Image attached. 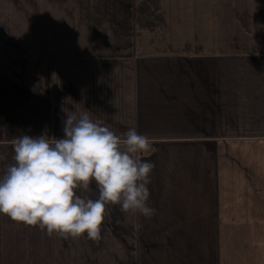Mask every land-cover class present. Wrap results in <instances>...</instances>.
Wrapping results in <instances>:
<instances>
[{
  "label": "crops",
  "instance_id": "crops-1",
  "mask_svg": "<svg viewBox=\"0 0 264 264\" xmlns=\"http://www.w3.org/2000/svg\"><path fill=\"white\" fill-rule=\"evenodd\" d=\"M16 14L30 19L17 37L4 22ZM61 55L110 75L92 77L91 88L127 90L117 119H131L156 149L142 154L155 164L147 203L156 211L145 218L107 205L98 241L0 215V264H264V0H0V119L33 107L37 126L40 108L45 122L63 118L51 112ZM34 73L47 74L38 103ZM247 124L255 128L225 132ZM10 132L0 129L9 160L23 135Z\"/></svg>",
  "mask_w": 264,
  "mask_h": 264
},
{
  "label": "clouds",
  "instance_id": "clouds-1",
  "mask_svg": "<svg viewBox=\"0 0 264 264\" xmlns=\"http://www.w3.org/2000/svg\"><path fill=\"white\" fill-rule=\"evenodd\" d=\"M63 111L62 139L21 135L11 141L10 160L0 152V215L48 236L86 234L91 241L100 239L109 204L151 218L156 210L148 206L147 186L155 164L142 159L156 151L150 138L135 128L118 135L87 110Z\"/></svg>",
  "mask_w": 264,
  "mask_h": 264
},
{
  "label": "rangeland",
  "instance_id": "rangeland-1",
  "mask_svg": "<svg viewBox=\"0 0 264 264\" xmlns=\"http://www.w3.org/2000/svg\"><path fill=\"white\" fill-rule=\"evenodd\" d=\"M27 10L25 9L23 12H26L25 14H27ZM4 22H6V24L8 25V27H10V29L11 28L14 29L15 37H17L18 34L22 32H23V35L26 34L28 32V29H30V19H28V17L27 19L23 18V14H16L12 17L9 16L4 20ZM47 27L51 30L50 26H47ZM73 27L75 29H78L77 25ZM80 29L81 31L83 29L82 22H81ZM57 35H60V34H57ZM61 42L63 41L61 40ZM61 42H60V46H63ZM73 42L74 41L72 40V43ZM76 51H77L76 48L71 50V52H73L72 53L73 56L75 55ZM60 52H68V48H64ZM89 53L92 54L93 52H89ZM98 53H101V52L98 51V52L93 53L95 55L94 56L95 59L108 60L106 57L99 56ZM56 58H58L57 55H56ZM69 60H70V57H65L64 55H61L58 69H55V70H58V73H57L58 75L56 77L53 76L54 77L53 80L55 79L54 81L56 82H54V88H53L54 90L53 92L55 93V96L53 100L51 98V106H53L51 108V112H53L55 115L56 112L54 111L57 110L58 113H61L63 118H61L59 122H55V123L54 121L45 122V119L43 120V117H45L44 113L46 110L45 108H40L39 110L42 113L40 119H42V122H43V124L40 126L44 127V125H46L45 128H42L40 130V126H37L35 124V118L38 119L37 109L33 107L32 114L25 113V111L22 114L21 110L18 111L19 114L23 116V118L20 117L15 120H12L13 119L12 116L10 114H6L4 116L6 117L5 119L4 118L0 119V125L3 126V128L0 127V129L6 128V130L9 129V131L13 133L17 131V134H20L22 132L23 135H28V136H33V137H38L43 133V134H46L48 137L62 139L63 138V131H62L63 121L66 119L63 109H67L69 111H75L77 114H79L83 110H87L90 112V110L93 108H96V109H94L95 113H89L91 118L93 120L98 119V120L103 121L105 124L110 126V128L113 131H115L116 134L121 135L127 130H129L130 128H133V122L131 119L129 121H125V120L121 121L117 119L118 111H124V112L127 111L126 110L127 107H125L126 104L128 103L127 100L129 99L127 90L126 92L119 91L120 93L119 94L114 89L105 88L104 87L105 85H103V87L101 88H96V89L91 88L90 87L91 83H93L92 77L97 76V77L106 79L110 75L109 74L108 75L107 74H90L85 71L77 70V66L75 65V63L70 62ZM118 60L121 61V59H118ZM41 61H40V64H41ZM43 61H46V60H43ZM30 64L33 65V68H34L35 64L33 63H30ZM69 67L71 68V70L68 69ZM26 68L29 69L28 60L23 59V72L26 70ZM43 70H47V68L44 66ZM12 73L14 72H9L8 76L9 77H12L14 75L18 76L17 74H12ZM25 76L29 77V75L27 74ZM31 76L32 78H34V80L29 82V90L35 93L34 100H36V102L38 103L36 94L37 93L40 94V91L37 92V88H40L41 91H44L46 89L47 74L43 75L39 73L38 74L34 73L33 75L31 74ZM69 76H70V80H69ZM38 80L40 82L39 84L36 83ZM20 85H21L20 91L18 92V97H17L18 100L23 94V82H20ZM109 89L112 90V97L110 100L107 98V96L108 97L111 96V90ZM131 96L132 95L130 94V98ZM20 100L21 101H18L19 103H17V108H20L23 106L22 98ZM42 102L43 101L39 102V104L42 105ZM99 109L101 110V116L98 115ZM106 109H113L112 113L109 114ZM126 118H129V116H124V119ZM22 119L25 121L24 122L25 129L23 128L24 123ZM254 128L255 127L251 126V124H247L239 128L234 127V129L226 130L225 132L237 133L239 131H245L247 129L251 130ZM115 247H117V244L116 242H113V248L115 249Z\"/></svg>",
  "mask_w": 264,
  "mask_h": 264
},
{
  "label": "trees",
  "instance_id": "trees-1",
  "mask_svg": "<svg viewBox=\"0 0 264 264\" xmlns=\"http://www.w3.org/2000/svg\"><path fill=\"white\" fill-rule=\"evenodd\" d=\"M32 111H33L32 108H28V109L25 111V113L32 114ZM24 122H25V121L23 120V123H24ZM23 128L25 129V123H24V125H23Z\"/></svg>",
  "mask_w": 264,
  "mask_h": 264
}]
</instances>
